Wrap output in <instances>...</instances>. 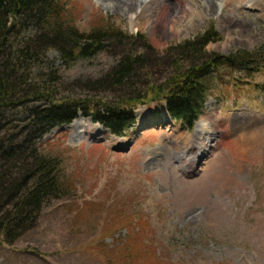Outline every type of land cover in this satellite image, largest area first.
Segmentation results:
<instances>
[{"label": "rangeland", "instance_id": "1", "mask_svg": "<svg viewBox=\"0 0 264 264\" xmlns=\"http://www.w3.org/2000/svg\"><path fill=\"white\" fill-rule=\"evenodd\" d=\"M62 1L65 18L80 32L141 34L160 57L137 74L136 89L145 98L134 107L135 122L126 137L79 112L43 137L40 148L58 160L68 195L49 199L34 228L13 246L0 247V264H105L89 251L90 241L112 226L116 214L138 226L152 247L133 264H264V125L259 126L264 123V52L246 68L221 63L205 78L207 99L190 129L171 119L154 96L173 72L162 66L163 53L211 27L215 40L200 59L263 51L264 0H253L252 11L229 0L217 13L204 11L192 26L191 12L184 8L188 0H156L153 8L167 4L170 10L159 11L151 25L142 15L135 28L122 12L95 0ZM122 52L110 47L66 68L49 48L47 63L59 76L57 98L94 102L122 94L88 88ZM187 68L181 62L178 74ZM249 126L254 130L248 142L239 146L240 130ZM198 143L206 145L203 154ZM124 236L125 228L105 242Z\"/></svg>", "mask_w": 264, "mask_h": 264}, {"label": "trees", "instance_id": "2", "mask_svg": "<svg viewBox=\"0 0 264 264\" xmlns=\"http://www.w3.org/2000/svg\"><path fill=\"white\" fill-rule=\"evenodd\" d=\"M65 8L62 0H0V247L13 246L34 228L49 199L68 195L58 160L40 148L43 137L72 122L78 112L113 135L126 137L135 122L134 107L145 98L136 89L137 74L151 66L155 56L160 57L141 34L127 36L102 28L80 32L65 18ZM215 37L211 27L194 39L169 47L161 56L165 57L160 60L162 66L173 72L164 85H158L155 99L165 103L171 119L189 129L207 99L205 78L221 63L246 68L264 52L224 57L211 54L200 59ZM110 47L123 52L88 88L122 94L94 102L73 96L57 98L59 76L53 64L47 63L49 48L55 49L63 66L69 68L76 60L94 57ZM180 61L188 68L178 74ZM113 219L112 226L90 241L89 251L105 264H133L152 247L127 216L116 214ZM123 228L125 236L119 242H105Z\"/></svg>", "mask_w": 264, "mask_h": 264}, {"label": "bare ground", "instance_id": "3", "mask_svg": "<svg viewBox=\"0 0 264 264\" xmlns=\"http://www.w3.org/2000/svg\"><path fill=\"white\" fill-rule=\"evenodd\" d=\"M155 1L156 0H95V2L98 5H101L104 9H114V10H116V12L120 11L124 15H126L129 28H135V27L139 26V20H140L142 15H146V18L148 19L147 23L149 25H151L150 23L153 21V17L156 20L159 18L158 15L161 14V12H159V11H161V10L169 11L170 10L171 7H168L167 4H164V6H162V7H160L158 5L157 9L153 8L152 5ZM188 1H189L188 3H184V8L187 11L191 12L190 13L191 15L189 14L190 17L188 19V25L192 26L196 20L203 18V16L205 15L204 11L207 10L206 12H210V11H212L213 8H215L214 10L217 13L219 10H222V8L225 6V4L229 0H188ZM235 1H238L237 6L240 8H244V9L252 11L253 8L255 7V6H253V2H255L253 0H251V1L235 0ZM132 8H133V10L131 12ZM165 20L166 19H164V21ZM180 26H181V24H180ZM179 28H177V29L179 30ZM189 28H191V27H189ZM171 29H172V27H171ZM263 125H264V123L263 124L260 123L259 126H263ZM242 127H244V123L241 125V128ZM261 128H264V126ZM247 129H249V131L245 130V129L240 130L241 131L240 132L241 133V139H239V141H238L239 146L241 144L248 142L247 136L250 132H252L254 130V128L251 129L250 126ZM250 129L252 131H250ZM255 129H256V127H255ZM237 133H238V131H237ZM198 146H199L201 154H203L202 152H204L206 150V145L198 143Z\"/></svg>", "mask_w": 264, "mask_h": 264}]
</instances>
